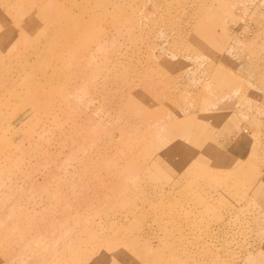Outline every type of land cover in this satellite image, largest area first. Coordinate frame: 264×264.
I'll use <instances>...</instances> for the list:
<instances>
[{"label":"rangeland","instance_id":"374dc122","mask_svg":"<svg viewBox=\"0 0 264 264\" xmlns=\"http://www.w3.org/2000/svg\"><path fill=\"white\" fill-rule=\"evenodd\" d=\"M103 1L0 0V264H264V0Z\"/></svg>","mask_w":264,"mask_h":264},{"label":"bare ground","instance_id":"6f19581e","mask_svg":"<svg viewBox=\"0 0 264 264\" xmlns=\"http://www.w3.org/2000/svg\"><path fill=\"white\" fill-rule=\"evenodd\" d=\"M98 5L100 6V7H102V9H105V8H107V1L105 2V1H103V0H100V2H98ZM120 5H118L117 6V8L119 7ZM22 6L20 5V6H14V8L15 9H18L19 8V10H22V8H21ZM24 7V6H23ZM47 8V7H46ZM52 16V15H51ZM58 20V19H57ZM56 21V20H55ZM116 21V20H115ZM119 21V20H118ZM34 28V27H33ZM83 30V29H82ZM82 30H81V32H82ZM60 31V30H59ZM34 32V31H33ZM85 33H87V32H85ZM64 34V33H63ZM79 34H80V32H79ZM88 34V33H87ZM82 35V37H81V42H83V41H85L86 43H87V41L89 40V42H94V41H97L98 39H99V36H98V33H96L94 36L93 35ZM12 35V34H11ZM5 36L6 37H8L9 36V32H7L6 34H5ZM81 36V35H80ZM79 37V36H78ZM0 38H2V37H0ZM52 38V37H51ZM16 39V38H15ZM70 39V38H69ZM75 39H76V37H75ZM55 40H56V38H55ZM64 41H65V39H63ZM62 40V41H63ZM92 40H94V41H92ZM73 42V41H72ZM80 42V43H81ZM51 43H53L52 42V40H51ZM76 43V42H75ZM84 44V43H83ZM93 44V43H92ZM2 41H0V49H2ZM62 45V44H61ZM80 46V45H79ZM78 46V47H79ZM63 47H64V45H63ZM81 49V48H80ZM63 49H61V51H62ZM86 50V49H85ZM60 51V52H61ZM66 51V50H65ZM58 53V52H57ZM67 53V52H66ZM63 58V57H62ZM10 73V72H9ZM23 78V77H22ZM19 81H20V79L19 78H17L14 82H13V84H12V86H8V87H6L5 88V90L7 91H10V92H13V91H17L18 89V85H19ZM24 85V84H23ZM73 89H76V87L75 86H71ZM71 90V92L68 94V95H65V97H64V101L65 102H67V104L66 105H68V106H70L71 104L73 105V102L74 101H76V99H75V97L72 95L73 93H75L74 91L75 90ZM21 90V89H20ZM2 92H4V90L3 91H1V93ZM32 92H34V90H32ZM37 92V91H36ZM212 94H214L213 93V91H212ZM209 95H211L210 93H209ZM87 100H88V98H87ZM77 102V104H79V102L78 101H76ZM87 101H82L81 102V104H85ZM76 104V105H77ZM21 107H23V105L24 106H26V107H28L27 109H33V107H34V102L32 101V102H29V103H26V105L25 104H19ZM76 105H74L75 107H76ZM53 106L55 107V109H56V111H58V112H60V111H62V107H61V105H59V104H53ZM63 112L66 114V115H68L69 113H67L64 109H63ZM119 112V111H118ZM153 135V134H152ZM172 150V149H171ZM47 155V156H46ZM45 156L46 157H48V154H46ZM222 188V187H221ZM125 193H126V191H125ZM63 200V199H62ZM58 202V201H57ZM122 202V201H121ZM220 202V201H219ZM129 211H130V209H128ZM65 212L63 213L64 215H67L68 213H67V211L66 210H64ZM68 216V215H67ZM131 216V215H130ZM57 228V227H56ZM115 244V243H114ZM119 246V245H118ZM117 246V247H118ZM112 247V246H111ZM122 247V246H121ZM110 249V248H109ZM97 251V250H96ZM130 252V251H129ZM112 253V252H111ZM98 254V253H97ZM31 256V255H30ZM106 257V256H105ZM123 258V257H122ZM251 258V257H250ZM120 259V258H119ZM164 259V258H163ZM257 259V258H256ZM113 260V259H112ZM250 260V259H249ZM252 260V259H251ZM104 261V260H103ZM172 261V260H171ZM160 263V262H159ZM180 263H181V261H180ZM92 264V263H91ZM118 264H132V261H129V259L128 258H126L125 257V259L122 261H120ZM158 264V263H157Z\"/></svg>","mask_w":264,"mask_h":264},{"label":"crops","instance_id":"0c3cea01","mask_svg":"<svg viewBox=\"0 0 264 264\" xmlns=\"http://www.w3.org/2000/svg\"><path fill=\"white\" fill-rule=\"evenodd\" d=\"M214 93V92H213ZM224 160V159H223ZM230 160L231 159H228L227 158V160H225V161H219V162H216L217 164H221V165H226L227 163L229 164L230 163Z\"/></svg>","mask_w":264,"mask_h":264}]
</instances>
